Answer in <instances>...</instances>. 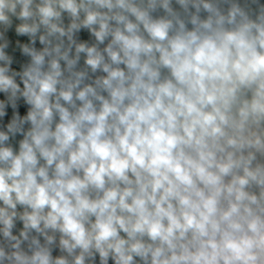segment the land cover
Instances as JSON below:
<instances>
[{
    "label": "clouds",
    "instance_id": "obj_1",
    "mask_svg": "<svg viewBox=\"0 0 264 264\" xmlns=\"http://www.w3.org/2000/svg\"><path fill=\"white\" fill-rule=\"evenodd\" d=\"M0 264H264V0H0Z\"/></svg>",
    "mask_w": 264,
    "mask_h": 264
}]
</instances>
